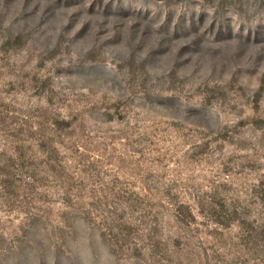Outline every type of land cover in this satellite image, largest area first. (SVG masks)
Instances as JSON below:
<instances>
[{"label":"rangeland","instance_id":"obj_1","mask_svg":"<svg viewBox=\"0 0 264 264\" xmlns=\"http://www.w3.org/2000/svg\"><path fill=\"white\" fill-rule=\"evenodd\" d=\"M0 264H264V0H0Z\"/></svg>","mask_w":264,"mask_h":264}]
</instances>
